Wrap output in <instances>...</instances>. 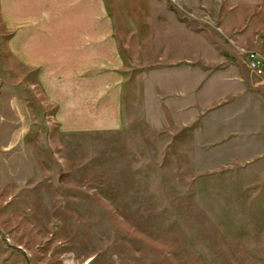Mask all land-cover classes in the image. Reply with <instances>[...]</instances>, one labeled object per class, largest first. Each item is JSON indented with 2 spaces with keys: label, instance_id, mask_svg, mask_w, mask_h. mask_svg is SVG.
Instances as JSON below:
<instances>
[{
  "label": "rangeland",
  "instance_id": "obj_1",
  "mask_svg": "<svg viewBox=\"0 0 264 264\" xmlns=\"http://www.w3.org/2000/svg\"><path fill=\"white\" fill-rule=\"evenodd\" d=\"M106 5L111 130L56 125L0 26V264H264V0Z\"/></svg>",
  "mask_w": 264,
  "mask_h": 264
},
{
  "label": "crops",
  "instance_id": "obj_2",
  "mask_svg": "<svg viewBox=\"0 0 264 264\" xmlns=\"http://www.w3.org/2000/svg\"><path fill=\"white\" fill-rule=\"evenodd\" d=\"M0 26L2 52L39 88L56 125H121L128 74L106 0H0Z\"/></svg>",
  "mask_w": 264,
  "mask_h": 264
},
{
  "label": "built area",
  "instance_id": "obj_3",
  "mask_svg": "<svg viewBox=\"0 0 264 264\" xmlns=\"http://www.w3.org/2000/svg\"><path fill=\"white\" fill-rule=\"evenodd\" d=\"M246 63L248 68L257 76L264 75V57L260 54L250 51L246 53Z\"/></svg>",
  "mask_w": 264,
  "mask_h": 264
}]
</instances>
